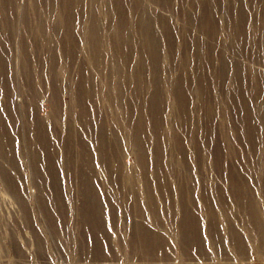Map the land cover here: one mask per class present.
Wrapping results in <instances>:
<instances>
[{"label":"rangeland","instance_id":"obj_1","mask_svg":"<svg viewBox=\"0 0 264 264\" xmlns=\"http://www.w3.org/2000/svg\"><path fill=\"white\" fill-rule=\"evenodd\" d=\"M240 258L264 264V0H0V264Z\"/></svg>","mask_w":264,"mask_h":264},{"label":"bare ground","instance_id":"obj_2","mask_svg":"<svg viewBox=\"0 0 264 264\" xmlns=\"http://www.w3.org/2000/svg\"><path fill=\"white\" fill-rule=\"evenodd\" d=\"M260 255H261V254H260ZM239 261H240L239 264H244V258H240Z\"/></svg>","mask_w":264,"mask_h":264}]
</instances>
